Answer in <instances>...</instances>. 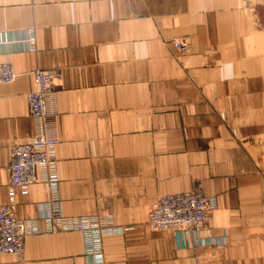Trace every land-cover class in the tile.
<instances>
[{
  "label": "crops",
  "instance_id": "obj_1",
  "mask_svg": "<svg viewBox=\"0 0 264 264\" xmlns=\"http://www.w3.org/2000/svg\"><path fill=\"white\" fill-rule=\"evenodd\" d=\"M3 63L0 206L40 232L0 264H264V0H0ZM38 69L60 74L58 208L111 221L100 260L81 233L47 231L49 184L9 185ZM199 184L218 201L208 228H149L159 198Z\"/></svg>",
  "mask_w": 264,
  "mask_h": 264
},
{
  "label": "built area",
  "instance_id": "obj_2",
  "mask_svg": "<svg viewBox=\"0 0 264 264\" xmlns=\"http://www.w3.org/2000/svg\"><path fill=\"white\" fill-rule=\"evenodd\" d=\"M34 47L35 36L27 39ZM182 52L188 49L184 40L175 42ZM60 74L56 70L38 69L33 72L35 88L27 95L29 113L35 122V133L25 142L11 150L9 165L10 188L28 189L46 182L52 192L53 210L49 216L47 231L78 232L84 238L86 253L99 260L103 252V235L110 230L111 221L96 216L66 217L58 208V177L55 150L60 139L52 135L57 126L58 113L54 108L53 84ZM17 74L9 63L0 64V85L13 83ZM218 208L217 198L205 194L201 184L187 192L164 195L154 204L148 226L155 231H169L175 235L184 231L200 234L209 227ZM40 229L33 222L20 221L12 205L0 206V255H12L20 261L25 259V239Z\"/></svg>",
  "mask_w": 264,
  "mask_h": 264
},
{
  "label": "bare ground",
  "instance_id": "obj_3",
  "mask_svg": "<svg viewBox=\"0 0 264 264\" xmlns=\"http://www.w3.org/2000/svg\"><path fill=\"white\" fill-rule=\"evenodd\" d=\"M184 232H186V231H184Z\"/></svg>",
  "mask_w": 264,
  "mask_h": 264
}]
</instances>
